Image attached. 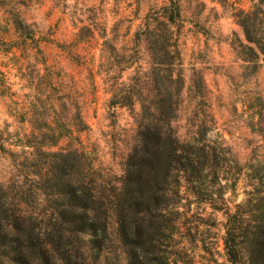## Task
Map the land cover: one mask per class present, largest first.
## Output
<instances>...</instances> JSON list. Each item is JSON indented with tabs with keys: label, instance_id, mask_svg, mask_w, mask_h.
Here are the masks:
<instances>
[{
	"label": "rangeland",
	"instance_id": "rangeland-1",
	"mask_svg": "<svg viewBox=\"0 0 264 264\" xmlns=\"http://www.w3.org/2000/svg\"><path fill=\"white\" fill-rule=\"evenodd\" d=\"M178 4L179 29L170 42L179 54L183 89L173 127L186 141L205 125V143L220 165L207 170L198 197L182 184L164 213L174 229L163 249L169 264H227V214L245 201L250 177H264V54H248L238 24L239 13L261 9L264 25V0ZM165 5L0 0V184L9 200L18 185L32 197L31 174L44 171L48 152L76 149L99 181L117 185L138 127L136 95L148 89L144 31L154 25L166 41L164 26L153 22ZM47 206L38 201L29 209L49 213ZM107 221L101 256L94 261L91 253L85 264H126L115 219Z\"/></svg>",
	"mask_w": 264,
	"mask_h": 264
},
{
	"label": "trees",
	"instance_id": "trees-1",
	"mask_svg": "<svg viewBox=\"0 0 264 264\" xmlns=\"http://www.w3.org/2000/svg\"><path fill=\"white\" fill-rule=\"evenodd\" d=\"M260 13L238 15L247 43L243 48L251 56L264 54ZM179 17L178 0H167L153 21L164 26L166 41L154 25L144 31L151 60L148 89L136 95L138 127L117 185L99 181L76 149L45 154L44 171L31 174V198L18 185L9 200V191L0 184V264H85L91 253L97 261L108 239L109 215L115 219L126 264H169L163 248L174 223L167 225L164 213L172 209L182 184L198 197L207 170L220 165L205 143V125L197 126L186 141L173 127L183 89L179 54L170 42ZM122 98L131 102V97ZM126 102L122 104L131 105ZM241 168L237 162V176ZM250 178L253 184L245 201L226 217L227 264H264V177ZM38 201L48 202L50 212L29 209H36Z\"/></svg>",
	"mask_w": 264,
	"mask_h": 264
}]
</instances>
